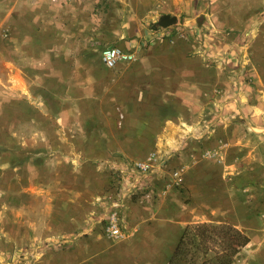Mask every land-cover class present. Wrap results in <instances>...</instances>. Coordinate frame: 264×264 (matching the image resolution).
Instances as JSON below:
<instances>
[{
    "label": "crops",
    "instance_id": "0c3cea01",
    "mask_svg": "<svg viewBox=\"0 0 264 264\" xmlns=\"http://www.w3.org/2000/svg\"><path fill=\"white\" fill-rule=\"evenodd\" d=\"M164 14L175 16L176 23L155 27ZM198 20L210 27L209 35L202 34L205 41L208 38L207 46L194 34ZM244 35L262 39L260 44L264 46V0H0V118L3 112H12V117L18 118L27 116L18 106L27 104L29 118L37 122L30 132L34 135L24 140L20 139V121L18 126L15 121L11 126L0 122V138L5 139L0 148L6 150H1L0 164L2 161L11 165L0 169V188L6 187L5 170L12 174L7 181L15 184L20 166L30 168L33 164L37 169L32 167L27 172L28 181H39L42 173L47 181L59 180L66 187L65 183L71 182L69 174H74L89 187L91 177L99 174L101 158L119 151L130 161H145L157 154L159 144L169 150L181 146L184 141L152 140L155 131L150 137L145 126L156 115H149V111H159L157 116L163 118L164 125L166 117L160 113L166 114L176 106L184 108L186 118L193 119L189 122L198 139V123L206 116L204 103L212 99L218 82L229 85L225 73L234 68L242 73L235 81L239 87L237 114L255 121L264 93L259 85L264 77V63L250 66L245 63L244 51L241 56L236 54L239 60L243 59L241 67L231 62L234 52L229 41ZM110 45L133 54L131 60L120 63L112 73L101 59L102 50ZM209 46L215 51L211 52L215 56L211 60L219 62H210L204 55L209 53ZM202 49L204 53L200 52ZM243 75L247 80L241 79ZM38 102L40 108L33 104ZM117 107L125 114L119 136L102 123L110 110L115 116ZM50 114L57 117L59 131L49 122L42 125ZM176 115L175 112V118ZM35 118L41 119L39 124ZM175 118H169L171 124ZM163 130L167 138L171 130ZM172 131L176 136V130ZM62 135L65 137L60 138ZM209 136L204 133V150L197 140L184 142L191 149L186 155L189 164L178 168L191 182L204 184L203 188L201 184L192 185L193 195L204 197L207 206L223 211L224 222H231L249 236L250 241L233 264H264V196L259 199L257 192L251 190L255 187L245 182V176L238 180V189L213 184L224 181L221 174L215 177L214 169L207 166L205 157L214 151L207 144ZM224 144L218 143L221 151ZM19 149L25 151L22 155L26 158L32 151L33 156L44 153L45 157L37 163H21ZM4 156H8L7 160ZM220 157V163L225 164L226 154L220 152ZM111 158L122 165L117 157ZM54 159L59 160L57 170L53 169ZM240 184H244L243 189ZM88 189L82 198L95 194ZM170 204L172 201L160 203L159 217L152 228L145 224L138 227L131 222L135 216L129 215L123 235L110 239L118 245L116 248L101 245L98 247L103 248L94 251L93 247L92 252L77 257L76 264H166L183 228L181 217L176 212L172 216ZM78 205H83V201ZM167 245L169 249L161 252L159 246Z\"/></svg>",
    "mask_w": 264,
    "mask_h": 264
},
{
    "label": "rangeland",
    "instance_id": "374dc122",
    "mask_svg": "<svg viewBox=\"0 0 264 264\" xmlns=\"http://www.w3.org/2000/svg\"><path fill=\"white\" fill-rule=\"evenodd\" d=\"M195 28L194 34L199 35L197 40L205 42L204 44L207 46L208 38L205 41L202 34L206 32L205 35H209L210 27L203 24V21L198 20ZM261 40L257 37L247 38L245 35L241 37L235 36L234 40L229 41V43L233 44L231 51L234 52L232 56L234 60L231 59V62L235 63L236 67L244 63L243 59L240 58L239 60L236 55L244 51L247 59L245 63L250 64V66H253V64L257 66L259 62L264 63V46L260 44ZM238 47H241V49H238ZM208 48L209 53L204 54L207 56L208 61L219 62V59L217 62L216 59L211 60L215 57V51L211 49V46ZM200 52L204 53V50L202 49ZM200 52L198 51L199 54H201ZM211 52H214V54L212 55ZM193 53H191L192 56L194 55ZM258 67L260 68L261 66ZM110 70L112 73L116 68ZM227 72L225 76L229 77V85L224 86L223 84L222 86L218 82L214 86L212 99L204 103L203 114L206 113V116L198 123L199 133H201L196 137L198 139H195L197 132L191 128L189 122V120L193 119L189 116L186 118L185 112L187 111L184 108L181 110L177 106L166 111V114L165 112L160 113V115L164 114L166 117L164 118V125H161L163 118L160 119L157 116L159 111H153V113L149 111V115H156V117L150 121L151 124L149 126H145V131L149 129L150 137L152 132L155 131L156 135L152 140L159 143L162 141L176 142L175 140L193 143L192 139L197 140L203 150L205 149L203 146L205 142L204 133H210L206 141L208 146L214 151L212 150V154L209 156L205 155L207 166L214 169L215 177L221 174L224 181L223 183L214 182L213 184L219 187L226 185L230 190L238 189V180L245 176V182L247 181L248 185L252 184L255 187L251 188V190H255L259 199H261L260 197L264 196V93H262L263 99L258 105V108L260 107L261 109H257L259 116L255 121L251 120V118L248 120L246 116H239L237 114L239 87L235 81L239 79L242 73L240 74V70L237 68ZM241 79L247 80V76L243 75ZM220 81L222 80L220 79ZM259 85L264 91V77ZM33 104L39 108L41 107L39 102ZM22 105H18L19 109L27 116H21L22 118L12 117V112H3L0 122L3 125L11 126L12 121H15L16 125L20 121V126L23 130L20 139L24 140L25 137L34 135L30 132L34 123L37 124V122L33 118H29V106L27 104ZM118 108L115 111V116L112 117L113 112L110 110L109 117L102 122L105 127H110L114 133L118 132L115 134L116 136L120 135L119 130L123 128L125 119V114ZM175 112L177 114L176 118L174 117ZM50 116V118H45V122L42 125H48L49 122V126L59 131L60 123L57 117L52 116V114ZM171 117L175 118L172 124L169 120ZM185 118L188 122H184ZM35 119L39 124L41 119ZM250 125L257 126L259 129H251ZM164 127L166 132L171 130L169 135H166L167 138L164 137ZM158 129H160L159 132H163L159 135L163 139L158 136ZM172 130H176V136ZM47 137L49 138V136ZM63 137L65 135L60 138ZM1 141L5 142V139L0 138ZM184 142L181 146L179 144L174 150L166 149L164 145L159 144L161 147H157V154L151 156L157 158L151 159L153 160V171L148 173L150 174V184L148 188L145 187V195L140 194V192H138L139 194L134 192L126 196L127 198L121 204L122 235L123 228L129 223V215L135 216L136 220L131 222L137 223L138 227H142L143 224H145L146 228L154 227L159 217L158 206L164 201H172L170 212L172 216L176 212L181 217L183 228L187 224L197 222H224L221 217L223 211H219L209 205L207 206L204 197L192 194V185L200 186L201 184V188H203L204 184L191 182L188 175L184 176L181 169L178 168H186L185 166L188 167L189 164L186 159L188 156L186 155L190 153L191 149L190 145H186ZM220 142L221 144L223 142L225 144L228 142L229 144L222 145L223 149L221 151V147H218ZM4 146L7 147L6 144ZM1 150L6 151L4 148H0V153L3 152ZM19 150L21 155L18 159H20L21 163L29 160L32 163H37L45 157L44 153H42L43 156H40L41 154H38L37 157L33 156L34 152L32 151L30 158H26L23 156L25 151ZM220 152L225 153L227 156L225 164L220 163ZM111 157L120 159L119 161L122 162V165L116 163L115 159ZM4 158L7 160L8 156H4ZM125 158L128 157L119 151L108 158H101L99 174L91 177L92 185L89 187L84 186V181L79 179V176L74 178V174H69L71 182L65 183L66 187L62 186L59 180L47 181L46 176L42 173L39 181H28L27 172L30 169L32 170V167L36 168L34 164L30 168L20 166L19 174H15V184H12L11 181H7L12 174L10 171L5 170L3 177L5 178L6 187L0 188V264H76L77 257L87 255L88 251L92 252L93 247L94 251L103 248L98 247L101 245L107 247L114 245L116 248L118 245L110 239L119 236H111L104 229V216L108 207V200L105 198V194L115 191L120 172L122 171L124 174L126 167L133 162ZM155 159L159 160L156 161ZM54 161H56V164L53 169L57 170L59 160L54 159ZM10 167L11 165L8 162L3 163L1 161L0 169L4 170ZM12 168H14V165ZM75 169L76 167L73 166L72 170L74 171ZM175 172L178 173V176H175ZM23 177L27 178L23 180ZM84 180L86 179L84 178ZM243 186L244 184H240V189H243ZM88 188H91L95 194L82 198V193ZM247 191L246 193H249V190ZM98 196L101 197L98 198ZM80 200L83 201V205H78ZM185 222L187 223L185 224ZM166 224L168 225L169 223L166 222ZM166 247L169 249L168 245L159 246L161 252Z\"/></svg>",
    "mask_w": 264,
    "mask_h": 264
},
{
    "label": "trees",
    "instance_id": "16d2710c",
    "mask_svg": "<svg viewBox=\"0 0 264 264\" xmlns=\"http://www.w3.org/2000/svg\"><path fill=\"white\" fill-rule=\"evenodd\" d=\"M249 241L231 222L187 224L166 264H233Z\"/></svg>",
    "mask_w": 264,
    "mask_h": 264
},
{
    "label": "built area",
    "instance_id": "2783aa9c",
    "mask_svg": "<svg viewBox=\"0 0 264 264\" xmlns=\"http://www.w3.org/2000/svg\"><path fill=\"white\" fill-rule=\"evenodd\" d=\"M133 58V54L123 50L116 45H110L105 47L101 52L102 62L109 69L116 68L120 63L129 61ZM136 161L127 166L124 174L120 172L119 181L115 188V191L105 194V198L108 200V207L106 215L104 216V229L106 233L111 236H121L122 226L120 217V208L123 200L134 192H140L145 195V187L148 188L150 184V174L152 173L153 160ZM178 176V173H174Z\"/></svg>",
    "mask_w": 264,
    "mask_h": 264
},
{
    "label": "water",
    "instance_id": "95a60500",
    "mask_svg": "<svg viewBox=\"0 0 264 264\" xmlns=\"http://www.w3.org/2000/svg\"><path fill=\"white\" fill-rule=\"evenodd\" d=\"M177 18L175 16H171L169 14L162 15L156 23V27H168L176 23Z\"/></svg>",
    "mask_w": 264,
    "mask_h": 264
}]
</instances>
